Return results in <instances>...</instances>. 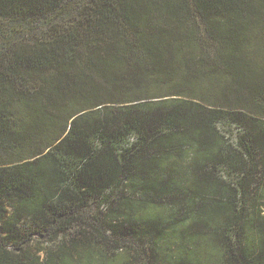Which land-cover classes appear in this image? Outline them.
I'll use <instances>...</instances> for the list:
<instances>
[{
    "label": "trees",
    "instance_id": "trees-1",
    "mask_svg": "<svg viewBox=\"0 0 264 264\" xmlns=\"http://www.w3.org/2000/svg\"><path fill=\"white\" fill-rule=\"evenodd\" d=\"M4 36L0 264H264V0H0Z\"/></svg>",
    "mask_w": 264,
    "mask_h": 264
},
{
    "label": "rangeland",
    "instance_id": "rangeland-1",
    "mask_svg": "<svg viewBox=\"0 0 264 264\" xmlns=\"http://www.w3.org/2000/svg\"><path fill=\"white\" fill-rule=\"evenodd\" d=\"M77 3V2H76ZM78 4V3H77ZM67 12V13H66ZM63 15H61L62 17H64V18H69V17H73L74 15H76V13H77V10H76V7L74 6V5H71L68 9H67V11H66ZM45 27V26H44ZM41 31H47V28H41V27H36V28H34V25H26V26H21V27H18L16 30H15V33H14V35H13V37H12V39H14V36L17 38V39H19V38H22V37H30V36H32V35H37V34H39V33H41ZM7 36H4V38H0V49H2V48H4V46L6 45L5 43H6V40H7V38H6ZM9 37V36H8ZM108 203V202H107ZM104 207H106V204L104 205ZM89 209V211H90V216H88L87 217V219H84V220H86V221H88L89 223H92V224H95L97 227H98V229H100V230H102L103 231V227H104V225H103V223H102V221H101V217H103V215H104V212L102 211V209H101V204H99L98 202H92V204H91V206H90V208H88ZM88 209H87V211H88ZM105 210H107V208H105ZM104 210V211H105ZM86 218V217H85ZM80 221H76L75 223H74V226H76V225H78V223H79ZM78 234V233H77ZM96 239V238H95ZM99 242H101V243H103L104 245L106 244L107 246H111L110 247V250L112 249V248H114L112 245L114 244V243H105V242H103V241H100L99 240ZM125 243H133V240H128V241H126V242H123L122 244L124 245V246H127ZM57 244V242H54L53 243V246L54 245H56ZM52 246V247H53ZM141 258V260H140V262H137L138 264H140L142 261H143V256H141L140 257Z\"/></svg>",
    "mask_w": 264,
    "mask_h": 264
}]
</instances>
